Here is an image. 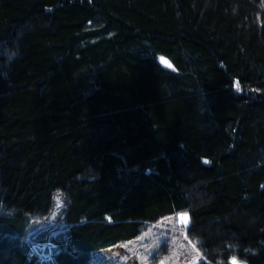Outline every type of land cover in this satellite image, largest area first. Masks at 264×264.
Listing matches in <instances>:
<instances>
[{"label": "trees", "instance_id": "16d2710c", "mask_svg": "<svg viewBox=\"0 0 264 264\" xmlns=\"http://www.w3.org/2000/svg\"><path fill=\"white\" fill-rule=\"evenodd\" d=\"M55 194L58 264L182 214L198 264H264V0H0V264H56Z\"/></svg>", "mask_w": 264, "mask_h": 264}, {"label": "rangeland", "instance_id": "374dc122", "mask_svg": "<svg viewBox=\"0 0 264 264\" xmlns=\"http://www.w3.org/2000/svg\"><path fill=\"white\" fill-rule=\"evenodd\" d=\"M64 198L55 194L53 210L45 222H34L27 229L23 249L32 260L63 263L75 253L68 245L67 229L58 223ZM185 214L169 217L146 228L133 241L97 251L93 264H198L199 252L184 235ZM160 253V255H158Z\"/></svg>", "mask_w": 264, "mask_h": 264}, {"label": "snow or ice", "instance_id": "6c2138e0", "mask_svg": "<svg viewBox=\"0 0 264 264\" xmlns=\"http://www.w3.org/2000/svg\"><path fill=\"white\" fill-rule=\"evenodd\" d=\"M186 220V218H184Z\"/></svg>", "mask_w": 264, "mask_h": 264}]
</instances>
